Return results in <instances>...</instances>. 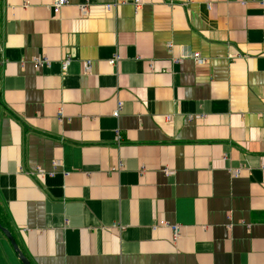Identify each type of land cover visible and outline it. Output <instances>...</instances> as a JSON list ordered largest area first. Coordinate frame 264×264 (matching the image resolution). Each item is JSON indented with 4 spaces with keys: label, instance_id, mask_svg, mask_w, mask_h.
<instances>
[{
    "label": "crops",
    "instance_id": "crops-1",
    "mask_svg": "<svg viewBox=\"0 0 264 264\" xmlns=\"http://www.w3.org/2000/svg\"><path fill=\"white\" fill-rule=\"evenodd\" d=\"M56 1L0 0V205L30 263L264 264V6Z\"/></svg>",
    "mask_w": 264,
    "mask_h": 264
},
{
    "label": "built area",
    "instance_id": "built-area-1",
    "mask_svg": "<svg viewBox=\"0 0 264 264\" xmlns=\"http://www.w3.org/2000/svg\"><path fill=\"white\" fill-rule=\"evenodd\" d=\"M252 1L255 2V3H258V4L262 5V6H264V0H252ZM67 3H68L67 0H57V1L53 4V11H54L55 13H59V12L61 11V9H62L65 5H67ZM133 4L135 5V7L138 8V7L142 6L144 3H143V1H141V0H134V1H133ZM245 4H246L245 2H242V5H245ZM113 7H114V5H107V6H106V9L109 11V10H111ZM80 9L83 10L84 7L82 6V7H80ZM194 58H195L198 62H201V60H200V55H199V54H195V55H194ZM119 60H120L119 57H116L115 59H113V60L111 61V64L115 65ZM70 63H71V58H70V57H66V58L64 59V61L62 62V69H63L64 72H66V71L68 70V67H69ZM44 64L49 65L50 63H49V61H46V60H38V61L35 63V67H36V68H39V67L43 66ZM85 66H86V69H87L88 71L91 70L90 63H85ZM120 110H121V105H118L117 110L114 112V117H119V115H120ZM121 141H122V137H121L120 133L118 132V133H117V142L120 143ZM38 173H39L40 175H44V172H43V171H38ZM51 175H52V174H51ZM233 176H234V177H238V176H239V170L233 171ZM173 231H174V234L177 236L178 233H179V227H178V226H174V227H173Z\"/></svg>",
    "mask_w": 264,
    "mask_h": 264
},
{
    "label": "water",
    "instance_id": "water-1",
    "mask_svg": "<svg viewBox=\"0 0 264 264\" xmlns=\"http://www.w3.org/2000/svg\"><path fill=\"white\" fill-rule=\"evenodd\" d=\"M0 231L5 235L6 239L10 242L14 251L19 256V259L21 260V262L23 264H31L30 261L27 259V257L23 254V252L19 248V245H18L15 237L12 235V233L9 230L3 228L1 225H0Z\"/></svg>",
    "mask_w": 264,
    "mask_h": 264
},
{
    "label": "trees",
    "instance_id": "trees-1",
    "mask_svg": "<svg viewBox=\"0 0 264 264\" xmlns=\"http://www.w3.org/2000/svg\"><path fill=\"white\" fill-rule=\"evenodd\" d=\"M1 5H0V21H1ZM1 87H0V106H1V104H2V101H1ZM0 225L3 227V228H5V229H7V230H9L11 233H12V230H11V228H10V225H9V223H8V221H7V219H6V217H5V213L3 212V210H2V208H1V205H0ZM13 234V233H12ZM14 236V235H13Z\"/></svg>",
    "mask_w": 264,
    "mask_h": 264
}]
</instances>
